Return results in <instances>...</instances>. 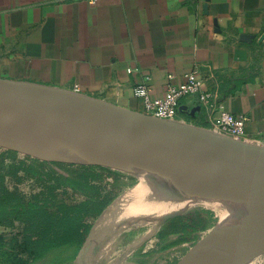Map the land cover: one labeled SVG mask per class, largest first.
Instances as JSON below:
<instances>
[{
	"label": "crops",
	"instance_id": "1",
	"mask_svg": "<svg viewBox=\"0 0 264 264\" xmlns=\"http://www.w3.org/2000/svg\"><path fill=\"white\" fill-rule=\"evenodd\" d=\"M192 71L264 141V0H0V78L143 112L136 85L160 96ZM179 109L211 127L193 97Z\"/></svg>",
	"mask_w": 264,
	"mask_h": 264
},
{
	"label": "water",
	"instance_id": "2",
	"mask_svg": "<svg viewBox=\"0 0 264 264\" xmlns=\"http://www.w3.org/2000/svg\"><path fill=\"white\" fill-rule=\"evenodd\" d=\"M241 39L246 41L248 35ZM0 146L47 162L121 171L148 182L149 195L163 191L173 202L182 201L181 208L223 205V214L243 216L235 226L249 227L247 232L264 229V146L253 140L60 88L0 78ZM106 211L91 227L74 262L83 259L98 239ZM178 213L174 210L163 219ZM221 220L183 264H235L240 258L241 264H251L264 247V233L254 234L236 249L202 256L212 238L223 233Z\"/></svg>",
	"mask_w": 264,
	"mask_h": 264
},
{
	"label": "trees",
	"instance_id": "3",
	"mask_svg": "<svg viewBox=\"0 0 264 264\" xmlns=\"http://www.w3.org/2000/svg\"><path fill=\"white\" fill-rule=\"evenodd\" d=\"M18 153L0 146V223L10 226L15 222L23 224L22 233L18 235L21 237L19 243L17 236L10 242L0 236V257L7 255V259H12L10 264H73L93 225L92 206L101 203L100 194L91 191L97 187L94 182L104 180L105 176L113 181L124 176L128 182L121 181L119 185L130 186L138 179L102 166L97 167L107 172L94 171L93 165H75L81 169H66L74 164L47 162L23 153L20 154L29 161L17 158L2 171L5 158ZM54 165L66 172L56 170ZM23 177L38 182L26 190L15 186ZM213 212L204 207L185 218L171 219V223L163 226L161 241L168 234L180 232V236L169 246L189 241L195 243L199 233L212 226L215 220ZM16 246L25 253V258L16 256ZM148 258H143L141 262L147 263ZM178 260L173 257L169 262L176 264Z\"/></svg>",
	"mask_w": 264,
	"mask_h": 264
},
{
	"label": "rangeland",
	"instance_id": "4",
	"mask_svg": "<svg viewBox=\"0 0 264 264\" xmlns=\"http://www.w3.org/2000/svg\"><path fill=\"white\" fill-rule=\"evenodd\" d=\"M255 142L264 146V141ZM17 158L29 161L25 155L20 153L8 156L5 158L3 167L1 168L2 171H5L10 163L16 162ZM75 165L78 164L68 165L66 169H81L79 166ZM53 167L62 173L66 172L65 169L58 166L54 165ZM92 169L103 173L107 172L97 166L92 167ZM119 178L118 181H113L111 177L108 178L105 176L104 180L94 182L97 187L91 189V191H94V193L96 192L95 194H100L101 203H95L92 206V226L96 224L101 213L113 207V205L115 206L109 220L99 227L97 231V235L99 234L98 239L93 240L89 248L90 251L88 250L87 254L83 256V259L80 258V261L77 260L78 262L76 261L73 264H171L169 261L173 257L179 259L176 264H183L195 248L198 247V244L210 235L223 216V205H193L184 209L181 208L184 205L182 201H177V204L170 205L169 202L165 200H155L154 198L150 200L149 198L146 199L145 196L141 195V192L148 186L145 180L137 178L138 180L134 184L124 186L119 185L118 182H128V178L124 176H120ZM37 182L38 181L33 180V178L23 177L15 186L22 187V189L26 190L30 188V185L37 184ZM213 206H217L219 209L216 210ZM204 207L214 211L213 217L215 220L211 227L199 233L195 243L190 242V244L186 246L176 247L175 249L174 247H165L161 244V237L157 234L153 235L154 230L164 221L165 218L163 219V216L170 214L172 211L178 210L180 213L175 214L173 217L182 219V217L185 218L189 213H196L200 208ZM241 217L243 216L240 212L234 215L233 221L230 222L231 224L225 227L223 233H221L218 238L213 239V241L209 243L207 250L202 252V256H206L208 252H211L207 255V257H210L215 251L236 249L239 243L249 240L250 238L252 239L254 234L264 233V229L260 228V226L258 228L255 227L253 232H247L249 227L242 229V227L235 226V223H237ZM22 229L23 224H20L17 228L15 226L0 223V236H2L5 241L10 242L15 236L18 237V235H21ZM17 241L19 243L21 237H18ZM177 246H179V244ZM15 248L14 253L16 256L22 258L26 257L19 246ZM147 254L148 256H146ZM149 255L152 256L149 257ZM143 258H148L149 261L147 263H142L141 260ZM202 258L205 259V257ZM11 261V258L7 259V255L0 257V264H10ZM251 264H264V247L259 252L255 253Z\"/></svg>",
	"mask_w": 264,
	"mask_h": 264
},
{
	"label": "built area",
	"instance_id": "5",
	"mask_svg": "<svg viewBox=\"0 0 264 264\" xmlns=\"http://www.w3.org/2000/svg\"><path fill=\"white\" fill-rule=\"evenodd\" d=\"M94 3L96 0H87ZM203 81L195 71L186 73L181 83L169 85L160 96L151 94L147 82L135 86L134 93L143 101V112L166 120H183L179 111L182 98L193 97L210 123V129L235 139L252 141L245 133L247 117L228 112L218 101L216 93L204 90Z\"/></svg>",
	"mask_w": 264,
	"mask_h": 264
},
{
	"label": "bare ground",
	"instance_id": "6",
	"mask_svg": "<svg viewBox=\"0 0 264 264\" xmlns=\"http://www.w3.org/2000/svg\"><path fill=\"white\" fill-rule=\"evenodd\" d=\"M148 184V182H147ZM150 190H151V186L148 184V186L141 192V195L147 197V196H153V197H157L156 199H164L166 202H169L170 205H173V204H177L175 202H173L170 197L166 196L167 194H165V192L163 191H159L158 193H156L155 195H149L150 194ZM184 204V203H183ZM112 208V207H111ZM111 208L109 210L106 211V213L108 214L109 211L111 210ZM105 213V215H106ZM234 218V213H231V211H227L226 213L223 214V219L221 221H224L223 222V225H222V229L223 227H226L228 225V223L232 222ZM225 219V220H224ZM104 224V222H101L100 224V227ZM220 232V231H219ZM218 232V233H219ZM216 234L215 237H213L212 239H215L219 234ZM213 241V240H212ZM211 242V241H210ZM90 251V250H89ZM239 254H240V250H239ZM241 260L242 258H240V260H238V262H235V264H241Z\"/></svg>",
	"mask_w": 264,
	"mask_h": 264
},
{
	"label": "flooded vegetation",
	"instance_id": "7",
	"mask_svg": "<svg viewBox=\"0 0 264 264\" xmlns=\"http://www.w3.org/2000/svg\"><path fill=\"white\" fill-rule=\"evenodd\" d=\"M114 206L115 205H113V207L111 208V210L109 211L108 214L106 213V215H104V217H103L101 222H104V224H105L109 220V218L112 216L111 213H112V211L114 209ZM173 218H176V217L169 216L166 219H164V221L161 223V225L156 230H154V232H153L154 234L153 235L157 234L162 239L163 237H162L161 233H162L163 225L171 223V219H173ZM180 234H181L180 232L168 234L167 236H165V240L161 241V244L164 245V246L165 245L169 246V243L171 241H173V240H176L180 236ZM190 242L191 241H189V242H181V243H178L179 246H177L178 244H174V245H171L169 247H171V248L174 247L176 249V247L179 248V247L186 246L187 244H190Z\"/></svg>",
	"mask_w": 264,
	"mask_h": 264
}]
</instances>
